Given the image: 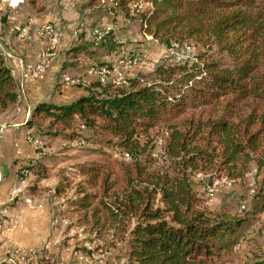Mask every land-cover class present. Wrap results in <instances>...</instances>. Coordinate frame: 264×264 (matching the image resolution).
Wrapping results in <instances>:
<instances>
[{
	"label": "trees",
	"instance_id": "obj_1",
	"mask_svg": "<svg viewBox=\"0 0 264 264\" xmlns=\"http://www.w3.org/2000/svg\"><path fill=\"white\" fill-rule=\"evenodd\" d=\"M146 1L141 32L169 48L189 41L214 46L218 57L165 62L157 82L140 74L122 87L92 82L69 104L37 105L33 123L68 130L79 120L115 138L128 155L124 187L111 193L112 207L101 201L114 233H126L127 264H216L240 244L246 220L209 211L193 179L201 173L210 187L214 179L235 184L252 166L256 174L264 168V0ZM127 3L118 5L131 16ZM99 46L104 55L116 53L111 32ZM67 53L76 60L91 52L79 44ZM17 101L18 84L0 50V113ZM159 134L162 153L154 159L152 140ZM88 172L99 176L98 168ZM108 183L105 176L104 196L113 187ZM261 185L253 207L263 210ZM126 218L134 224L125 230Z\"/></svg>",
	"mask_w": 264,
	"mask_h": 264
},
{
	"label": "rangeland",
	"instance_id": "obj_2",
	"mask_svg": "<svg viewBox=\"0 0 264 264\" xmlns=\"http://www.w3.org/2000/svg\"><path fill=\"white\" fill-rule=\"evenodd\" d=\"M9 1L0 0V18L7 14L9 8L16 10L20 6H26L22 17L26 21H32L29 25L37 35L40 26L44 24L54 26L56 55H58L57 40L61 36H63L65 47L69 44H82L89 52H92L89 59H92L93 62L86 67L84 66L88 64V61L84 58L87 57V54L79 55L85 62L78 69L79 72L85 71L82 75L83 78L92 74L88 71L94 65L109 64L111 69L114 64L117 67L116 58L120 57L122 61H130V57L143 54L142 61L133 67L128 74V78L140 74L144 75L150 82L160 81L155 73L157 68L166 66V63H168H165L164 55L166 52H170V48L158 43L150 35L141 32L139 14L150 9L149 2L146 0H128L127 6L131 16H127L126 12L118 5L121 0H69L67 5H65L67 0H33L35 6H29V0H25V2L19 0L18 6L15 7H10ZM136 3L139 6L141 5L137 10L133 6ZM29 25L24 23L23 27H20L26 30L24 37H19L20 40L27 37ZM31 31L32 29H30ZM95 31L101 36L95 35ZM108 32H111L114 37L117 48L116 53H113L112 57H108L111 58L110 61L107 58L108 62H106L104 59L102 60V57L110 55H104L105 53H103V48L99 46V42L100 38ZM177 45L174 46L175 48L172 47L173 52L181 51L184 46L188 45V47H192L190 56H193V58L194 56L197 58L196 56L199 54L204 58L218 57L217 49L214 46L208 49L206 46L191 41L183 43L182 46ZM172 57H170L171 60ZM186 60L190 59H184L182 62ZM71 62L66 61L69 66H71ZM100 62L104 63L99 64ZM173 62L171 61V64L182 63ZM65 74L68 76L73 75L71 73ZM65 74L60 76L59 82L61 84H63L61 81L62 76ZM110 90L114 89L111 88ZM80 125L78 123L71 129L61 130L57 127H49L48 121H41L36 124L37 134L34 133L29 137L40 141L38 145L31 144L40 153V157L34 160V168L32 169L34 177L28 183L33 184V180H36V178H43L46 185L42 190H53L54 193L57 188L61 190L59 194L57 193V211L54 216L56 220L55 218L53 220L60 224L57 241L54 240V245L56 244L54 246L55 251L64 248L72 254L75 253L74 261L77 264H127V245L124 239L121 238H124L126 233H114L113 220L101 201L112 207L111 202H114V197L111 193L119 192L124 187L123 166L128 164L130 160L115 145V138L106 133L95 132L85 127L80 128ZM152 144L153 158L160 159L163 145L162 135L154 136ZM89 168H98L99 176L94 178L88 172ZM26 170V167L22 168V174H25ZM259 175L252 172L244 182L235 184L224 179H214L213 182H217V180L219 182L216 184L215 197L209 203L204 202L203 206L212 212L229 213L240 218H245L250 213L252 216L254 194L260 189V184L264 188V168ZM105 176L108 177V184L113 187L104 196ZM205 179L206 176L201 173H198L193 179L194 188L203 201L205 200V186L210 187L206 184ZM251 189H254L253 192H251ZM84 196L86 199L83 200ZM25 199L30 200V204L26 203L25 200L24 202L31 206V199ZM82 202H87L88 205L82 207L79 204ZM241 203L246 205L243 211L240 210ZM66 204L68 209L65 207ZM94 210H96L95 214H93ZM3 217L5 218V216ZM251 220L250 224L244 225L243 231L254 224ZM123 224L126 230L133 226L134 219L126 218ZM256 230L258 231L256 235L264 237V226L257 227ZM51 240L49 239L46 242H51ZM249 240L251 242L249 241L250 243H247L246 246H242L240 242L239 247L232 248L231 252L226 256H222L216 264H264V241L259 240L258 236H254ZM45 243L43 246H45ZM43 246L39 250L33 249L38 251L39 264L41 263L39 253L48 251V249H43ZM10 254V250H7L6 257H9ZM55 262H52V264H55ZM3 264H6L5 260Z\"/></svg>",
	"mask_w": 264,
	"mask_h": 264
},
{
	"label": "crops",
	"instance_id": "obj_3",
	"mask_svg": "<svg viewBox=\"0 0 264 264\" xmlns=\"http://www.w3.org/2000/svg\"><path fill=\"white\" fill-rule=\"evenodd\" d=\"M68 1L65 2V5L68 4ZM22 2H25V0H22ZM29 6H35V2L29 0ZM25 7L20 6L16 10L9 8L7 14L0 18V50L18 84V101L0 113V197L5 204V211H2L0 208V215L17 222L14 228L0 232V263L3 264L4 259H8L6 252L11 248L22 249L19 250L22 252L29 249L39 250L46 241L52 239L48 251H41L39 253L41 257L40 264H52L54 261H56L55 264H77L74 261L75 253L72 254L64 248L55 251L54 248L56 245H54V240L57 241L60 230V224L53 221L54 218L56 220L54 216L57 211L56 202L58 195L53 190H42L46 185L43 178H36V180H33V184L28 183L34 177L32 175L33 163L35 159L40 157V153L33 148L27 138L30 135H34V133L37 134L36 124L33 123L37 121V118L33 117V110L37 105L41 103H53L55 105L69 104L78 97L85 95V87L92 82H96V77L92 74L85 76L86 84L77 87L67 86L59 82L62 74L71 73L81 76L85 72H79L78 70L85 63L83 58L78 56L75 60L67 53L76 44H69L65 47L62 39L63 36L57 40L58 55L44 76L42 78L23 76L25 66L34 63L47 44V40L40 38L33 31V28L30 27L32 21H26L22 17ZM24 23L30 24L28 26L29 33L24 40H20L18 28L24 29L20 28L23 27ZM30 29L33 32H30ZM87 51L89 52V50ZM91 53L87 54L88 58H84V60L88 61V64H84V67L93 62L92 59H89ZM112 54L102 57V60L104 59L106 62L110 61L111 58L109 59L108 57H112ZM66 61H72L71 66ZM64 76L68 75L62 76V82H64ZM75 123L78 124L79 120H76ZM34 141L40 144L39 140ZM29 165L32 168L27 169L26 173L22 174V168ZM252 172L256 174L254 166H252L247 176L251 175ZM14 187L19 188L20 191L14 200L10 201V191ZM25 198L31 199V206H28L24 202ZM65 207L68 209L67 204ZM252 213V216L250 213L245 217L246 225L250 224V219L253 220L251 221L254 224H251V226L243 231L240 239L242 246L250 243L249 239L254 238V236H258L259 240L264 241V237L256 235L258 232L256 230L257 227L264 226V209L260 210L253 207ZM260 231L262 232V230ZM5 263L9 264L7 260H5Z\"/></svg>",
	"mask_w": 264,
	"mask_h": 264
},
{
	"label": "built area",
	"instance_id": "obj_4",
	"mask_svg": "<svg viewBox=\"0 0 264 264\" xmlns=\"http://www.w3.org/2000/svg\"><path fill=\"white\" fill-rule=\"evenodd\" d=\"M10 3H19V0H10L8 4ZM138 4V3H136ZM26 30L25 29H19L18 28V36L20 38L24 37ZM38 35L41 37H44L48 40L47 46L40 52L38 59L32 63L28 64L24 68L23 76H31L34 78H42L45 74V72L49 69L51 64L56 59V50L55 47H52V38H55L54 30H50V24H44L38 28L37 31ZM94 34L98 35V32H94ZM101 36L100 34L98 35ZM188 49H192V47H188ZM178 53V59H184V51H175ZM143 54H137V57H130V61H122V59L116 58L117 60V67L116 69H109V64L106 66V68H94L92 66L89 69V73H92L96 76L97 82H105V79H113V83H116L120 81V79L128 78L129 72L133 69V67L143 59ZM164 61L171 64L170 59V52H166L164 55ZM63 84L67 86H84L86 84L85 79L78 75H72V76H64V82ZM80 128H83V125H80ZM28 142L30 144H39V142H36L33 140V137L27 138ZM126 158H128L127 154H124ZM24 182V181H23ZM216 183L213 185V187H206L205 186V202L209 203L213 201L215 194H216ZM22 184V183H21ZM254 189H251V192H253ZM19 188L14 187L10 191L9 200L13 201L14 198L17 196V193L19 192ZM26 203L30 204V200L24 199ZM4 203L1 200L0 197V208L2 211H5ZM246 205L245 203L240 204V210H245ZM17 225V222L15 220H11L5 216L4 222L0 226V232H4L10 228H14ZM51 246L50 242H46L45 246H43V249L46 250L49 249ZM239 247V245H237ZM10 252L13 250H22L19 248H11L9 249ZM22 261L23 264H39L38 259V251L29 249V250H23V257ZM8 260V259H4Z\"/></svg>",
	"mask_w": 264,
	"mask_h": 264
},
{
	"label": "bare ground",
	"instance_id": "obj_5",
	"mask_svg": "<svg viewBox=\"0 0 264 264\" xmlns=\"http://www.w3.org/2000/svg\"><path fill=\"white\" fill-rule=\"evenodd\" d=\"M18 4L19 3H10L9 6L10 7H15V6H18ZM133 6L137 10V8H139L141 5L139 6V4H133ZM133 6H132V9H133ZM50 30H54V26L52 24H50ZM95 32H97V31H95ZM54 42H55V38H52V47H54ZM171 49H173V48H170L169 51L171 52L170 57L173 56L172 57V60L174 61L173 63L182 62V60H184V59H190L191 61L194 59L193 56H190L191 52H190V49H188V45L184 46V48L181 50V51H184V59H178V53L177 52H173V50H171ZM135 57H137V56L135 55ZM125 61H127V60H125ZM106 66H108V65H106V64H104V65H94V68H106ZM109 69H110V67H109ZM111 69H116L115 64L111 66ZM127 80H128L127 78H123V79H120V81H118L116 83H113V79H105V82H98V83L101 86L122 87V86L127 84ZM213 185H215V182H214ZM3 222H4V217H2L0 215V226H1V224ZM10 253L11 254L8 257V260H7V262L9 264H23V261H22V258H21V257H23V252L22 251L14 250V251H12Z\"/></svg>",
	"mask_w": 264,
	"mask_h": 264
}]
</instances>
